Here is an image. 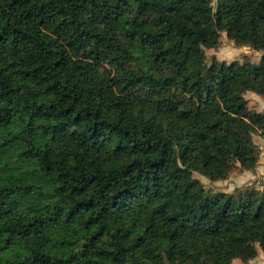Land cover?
I'll list each match as a JSON object with an SVG mask.
<instances>
[{
  "label": "trees",
  "instance_id": "16d2710c",
  "mask_svg": "<svg viewBox=\"0 0 264 264\" xmlns=\"http://www.w3.org/2000/svg\"><path fill=\"white\" fill-rule=\"evenodd\" d=\"M226 33L256 62L212 56ZM264 0H0V264H244Z\"/></svg>",
  "mask_w": 264,
  "mask_h": 264
},
{
  "label": "crops",
  "instance_id": "0c3cea01",
  "mask_svg": "<svg viewBox=\"0 0 264 264\" xmlns=\"http://www.w3.org/2000/svg\"><path fill=\"white\" fill-rule=\"evenodd\" d=\"M253 94L257 99L256 106L253 108L264 113V97L255 93ZM254 141L260 149V160L257 168L254 171L239 169L235 174H231L228 179L216 182V187L226 192H233L237 187L255 184L258 176L264 173V135L260 133L254 134ZM241 264L244 263L241 262ZM248 264H264V253L261 252L256 259L250 261Z\"/></svg>",
  "mask_w": 264,
  "mask_h": 264
},
{
  "label": "rangeland",
  "instance_id": "374dc122",
  "mask_svg": "<svg viewBox=\"0 0 264 264\" xmlns=\"http://www.w3.org/2000/svg\"><path fill=\"white\" fill-rule=\"evenodd\" d=\"M212 3H213V6L215 7L217 4V0H212ZM206 53H207L209 62L211 61V57L214 55L217 56L220 60H225L227 62H230V61L235 60V59H238L240 61L251 60L252 62H256L260 59V56H261V53L255 51L251 47H240V48L236 47L234 45L233 40L229 39L226 33H224L222 35L221 44L216 49H207ZM247 97L249 98L250 106L252 108L255 107L256 106L255 104L257 103L256 96L253 93H247ZM238 171H239V168H235L231 172V174H235V172H238ZM195 176L199 177L206 184L207 187H210V186L215 187L216 186L215 185L216 182L213 183L208 178H206L202 175L195 173ZM233 264H241V261L240 260H234Z\"/></svg>",
  "mask_w": 264,
  "mask_h": 264
},
{
  "label": "built area",
  "instance_id": "2783aa9c",
  "mask_svg": "<svg viewBox=\"0 0 264 264\" xmlns=\"http://www.w3.org/2000/svg\"><path fill=\"white\" fill-rule=\"evenodd\" d=\"M254 186L257 189L264 191V173L258 176Z\"/></svg>",
  "mask_w": 264,
  "mask_h": 264
}]
</instances>
